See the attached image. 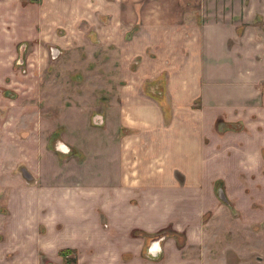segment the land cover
<instances>
[{
    "label": "rangeland",
    "instance_id": "1",
    "mask_svg": "<svg viewBox=\"0 0 264 264\" xmlns=\"http://www.w3.org/2000/svg\"><path fill=\"white\" fill-rule=\"evenodd\" d=\"M37 3L35 31L0 23V264H86L87 234L130 240L127 201L159 202L167 264H264V0Z\"/></svg>",
    "mask_w": 264,
    "mask_h": 264
},
{
    "label": "crops",
    "instance_id": "2",
    "mask_svg": "<svg viewBox=\"0 0 264 264\" xmlns=\"http://www.w3.org/2000/svg\"><path fill=\"white\" fill-rule=\"evenodd\" d=\"M151 1L152 2L147 0H88L93 12H96L98 16H108L109 20L115 22H131L138 20L143 23H152L154 20L172 24L180 22L182 12L179 5L180 0ZM37 2H39V0H0V23H3L5 26L7 23L13 24V30H30L33 26V30L35 31L36 23H40L45 20L41 16V10H39L40 5ZM154 10H157L155 15H153ZM130 14H133V16H130ZM148 27L150 28L151 26L148 25ZM24 35L27 36L28 34L21 31V33L19 35H15V37H23ZM1 69L2 67L0 65V71ZM116 194L117 191H114L110 197L113 199ZM125 194L128 198L140 196V194L133 191V189H131L130 192L126 190ZM147 194L150 197V200L154 197H158L160 195V184H152V189L150 193L147 190ZM130 203V201H127L126 212H121L124 216V218L121 219V224L126 229L128 228L129 231V234H126L125 229V233H123L122 236L127 235L130 237V240L118 241L116 237L112 236L115 234L118 235L116 233L117 230H115V232L112 231L113 233H111V229V236L105 237L103 242L100 239H95L94 237L92 238L89 234H87V238L85 240L82 238L81 245L79 246L80 248H82V246H86L83 248L84 255L87 257L84 263L88 262L86 264H96L97 261L105 262L107 260H111L113 264L168 263L171 252L170 248L166 249L168 244H161L160 239L156 241L149 239L152 238L153 235H160L159 202L156 201L155 203L153 201V204L156 206V208L153 207V209H150L147 206H145V209L139 208V206L135 207L133 203ZM143 203H145V201H143ZM211 205H213V202ZM128 211L130 213L135 211L141 212L143 216L141 218H137L138 221L136 222L131 221L130 223H126V220L129 219L128 216L133 218V215L128 214ZM140 219L142 222H140ZM134 230L140 231V233L135 232L132 236L131 233ZM99 232H101L100 229ZM150 234L151 236H148ZM126 242L128 243L127 245ZM173 246L175 249L176 246L174 244ZM160 250L163 252V261L160 260ZM126 257H128L127 261ZM35 260L38 261V258L34 257L33 264H35Z\"/></svg>",
    "mask_w": 264,
    "mask_h": 264
},
{
    "label": "trees",
    "instance_id": "3",
    "mask_svg": "<svg viewBox=\"0 0 264 264\" xmlns=\"http://www.w3.org/2000/svg\"><path fill=\"white\" fill-rule=\"evenodd\" d=\"M156 236H157V235H156ZM159 236H160V235H159ZM70 252L72 253L73 251H70V250H64V251H61V252H60V255H66V254L68 255V254H71Z\"/></svg>",
    "mask_w": 264,
    "mask_h": 264
},
{
    "label": "flooded vegetation",
    "instance_id": "4",
    "mask_svg": "<svg viewBox=\"0 0 264 264\" xmlns=\"http://www.w3.org/2000/svg\"><path fill=\"white\" fill-rule=\"evenodd\" d=\"M161 234V233H160Z\"/></svg>",
    "mask_w": 264,
    "mask_h": 264
}]
</instances>
